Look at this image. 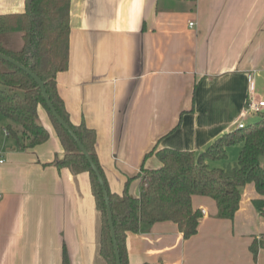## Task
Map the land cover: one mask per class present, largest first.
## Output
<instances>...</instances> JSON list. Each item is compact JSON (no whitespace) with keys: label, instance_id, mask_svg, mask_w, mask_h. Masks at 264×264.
I'll return each instance as SVG.
<instances>
[{"label":"crops","instance_id":"1","mask_svg":"<svg viewBox=\"0 0 264 264\" xmlns=\"http://www.w3.org/2000/svg\"><path fill=\"white\" fill-rule=\"evenodd\" d=\"M25 1L0 0V15L23 14ZM70 27L57 90L71 122L96 132L111 192L123 195L132 179L129 194L139 198L142 169L161 166L156 149L200 153L257 122L246 111L264 102V0H71ZM38 112L50 136L27 149L0 113V264H64L65 255L69 264H108L90 175L54 165L65 151L47 111ZM231 149L239 158L242 145L228 157ZM257 198L247 185L229 220L211 198L193 196L198 233L143 225L127 235L130 264H264Z\"/></svg>","mask_w":264,"mask_h":264},{"label":"trees","instance_id":"2","mask_svg":"<svg viewBox=\"0 0 264 264\" xmlns=\"http://www.w3.org/2000/svg\"><path fill=\"white\" fill-rule=\"evenodd\" d=\"M20 15H0V35L21 33L23 47L11 50L0 41V53L36 74L44 83L58 115L72 129L99 168L109 194L121 264H130L126 248L129 233L143 225L173 222L190 239L198 233L203 214L193 208V196L215 201L218 217L233 220L240 207L242 191L253 184L259 198L255 208L264 214V111L255 113L256 123L227 133L200 153L175 149L155 150L161 166L142 169L139 198L129 194L128 179L123 195L109 189L95 150L96 132L84 123L74 125L57 90V75L68 69L71 0H26ZM48 113L65 151L54 165L73 174L89 173L97 208L102 216L101 254L108 264H117L102 188L76 141L53 116L42 91L26 72L0 59V113L9 122L7 129L20 149L35 148L49 139L39 121V107ZM242 145L238 161L223 168L211 163L227 160L228 148ZM253 254L259 246L254 243ZM264 246V243L261 245ZM64 264H69L67 255ZM149 264V263H145Z\"/></svg>","mask_w":264,"mask_h":264},{"label":"water","instance_id":"3","mask_svg":"<svg viewBox=\"0 0 264 264\" xmlns=\"http://www.w3.org/2000/svg\"><path fill=\"white\" fill-rule=\"evenodd\" d=\"M0 59L6 61L8 63L13 64L14 66L23 70L24 72H26L29 76H31L34 79V81L37 83V85L41 89L42 95H43L44 99L46 100L47 106L50 109V111L52 112L53 116L56 118L58 123L66 131L69 132V134L72 136V138L76 141V143H77L78 147L80 148L82 154L88 160L93 172L95 173V175L98 179V182L102 188V191H103L104 199H105L106 206H107L108 220H109V226H110V230H111V237H112L113 248H114V252H115V256H116V261H117V264H121V257H120V252H119L118 243H117V239H116V232H115V227H114V222H113V215H112V210H111V205H110L109 194H108V191H107V188L105 185V181L101 175L99 168L97 167V165L92 160L89 152L85 149V147L82 145V143L78 140L77 136L72 131V129L65 123V121L56 112V110H55V108H54V106H53V104H52V102H51V100L47 94V91H46V88H45L43 81L36 74H34L32 71L25 68L23 65L17 63L13 59L7 57L6 55H3L0 53Z\"/></svg>","mask_w":264,"mask_h":264},{"label":"rangeland","instance_id":"4","mask_svg":"<svg viewBox=\"0 0 264 264\" xmlns=\"http://www.w3.org/2000/svg\"><path fill=\"white\" fill-rule=\"evenodd\" d=\"M0 41L5 45V47L11 50H20L23 47V39L19 33L0 35ZM1 119L3 118L0 116V121H2ZM0 128H1V122H0ZM233 151L235 150L232 149L229 150V157L227 158V160L214 162L211 164V166L214 168H223L228 164H235L238 161V155H236L237 157H235ZM262 161L264 165V158L262 159Z\"/></svg>","mask_w":264,"mask_h":264},{"label":"built area","instance_id":"5","mask_svg":"<svg viewBox=\"0 0 264 264\" xmlns=\"http://www.w3.org/2000/svg\"><path fill=\"white\" fill-rule=\"evenodd\" d=\"M194 24L191 23L190 26H193ZM264 111V102H258V103H251L246 111V113H250V112H253V113H260ZM245 128V124L244 123H240L239 126H238V129H243ZM7 135H9L8 132H6ZM3 162V161H1ZM2 198V195H0V200Z\"/></svg>","mask_w":264,"mask_h":264}]
</instances>
